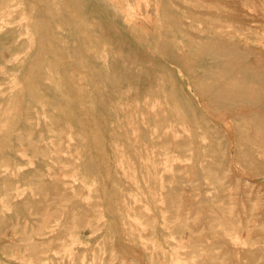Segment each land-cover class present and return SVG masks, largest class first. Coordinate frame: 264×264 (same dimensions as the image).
<instances>
[{"label":"rangeland","instance_id":"obj_1","mask_svg":"<svg viewBox=\"0 0 264 264\" xmlns=\"http://www.w3.org/2000/svg\"><path fill=\"white\" fill-rule=\"evenodd\" d=\"M0 264H264V0H0Z\"/></svg>","mask_w":264,"mask_h":264}]
</instances>
